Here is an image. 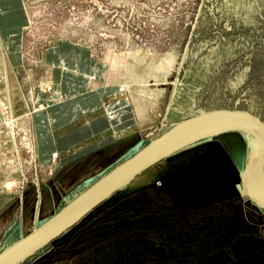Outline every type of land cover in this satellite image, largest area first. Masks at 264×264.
<instances>
[{"label":"rangeland","instance_id":"obj_1","mask_svg":"<svg viewBox=\"0 0 264 264\" xmlns=\"http://www.w3.org/2000/svg\"><path fill=\"white\" fill-rule=\"evenodd\" d=\"M25 3L0 39V254L175 127L264 124V0ZM253 143L188 144L17 264H264V209L243 193Z\"/></svg>","mask_w":264,"mask_h":264},{"label":"bare ground","instance_id":"obj_2","mask_svg":"<svg viewBox=\"0 0 264 264\" xmlns=\"http://www.w3.org/2000/svg\"><path fill=\"white\" fill-rule=\"evenodd\" d=\"M210 114H202L198 120H190L192 122L188 121L189 124L175 127L165 138L153 143L134 160L116 169L109 177L100 182L96 189L94 187L93 191L90 190L92 191H89L90 194L87 192L44 228L4 250L0 254V264H17L27 258L29 254L63 233L99 200L107 197L122 184L132 181L135 174L148 163L152 165L192 142L225 131L242 130L254 139L249 165L243 181V193L250 192L257 202L264 205L263 161L259 165L264 156V131L259 122L235 113Z\"/></svg>","mask_w":264,"mask_h":264},{"label":"crops","instance_id":"obj_3","mask_svg":"<svg viewBox=\"0 0 264 264\" xmlns=\"http://www.w3.org/2000/svg\"><path fill=\"white\" fill-rule=\"evenodd\" d=\"M25 1L26 0H0V39L9 37L7 33H4V29L8 28L10 23L19 24L24 22L25 13L28 15L27 3H25ZM16 28V30H19L18 27ZM22 29H24V26H22ZM54 53H56V51ZM7 54H10L15 64L20 63V56L22 55L20 49L8 50Z\"/></svg>","mask_w":264,"mask_h":264},{"label":"water","instance_id":"obj_4","mask_svg":"<svg viewBox=\"0 0 264 264\" xmlns=\"http://www.w3.org/2000/svg\"><path fill=\"white\" fill-rule=\"evenodd\" d=\"M259 122V125L261 126V128H262V130L264 131V124L263 123H261L260 121H258ZM262 161H264V156H263V158L261 159V161H260V163H259V165L261 164V162ZM151 166V163H148L146 166H144L141 170H139V172H137V174H135V176H134V178L137 176V175H139L141 172H143V171H145L146 169H148L149 167ZM131 181V180H130ZM130 181H128V182H126V183H124L122 186H120V187H118V188H116V189H114L109 195H111L112 193H114L115 191H117V190H119V189H121L122 187H124V186H126ZM238 188L240 189V187L238 186ZM245 194L254 202V203H256L260 208H262V209H264V205H262V204H260L259 202H257L254 198H253V196L251 195V193L250 192H247V191H245ZM108 195V196H109ZM106 198V197H105ZM105 198H103V199H101V200H99L96 204H99L100 202H102ZM95 204V205H96ZM93 207V206H92ZM91 207V208H92ZM90 208V209H91ZM67 208H65L63 211H61V212H64L65 210H66ZM89 209V210H90ZM88 210V211H89ZM87 211V212H88ZM60 212V213H61ZM87 212H85L81 217H83ZM59 213V214H60ZM80 217V218H81ZM79 218V219H80ZM79 219H77L76 220V222L79 220ZM73 225V224H72ZM71 225V226H72ZM70 227V226H69ZM68 227V228H69ZM59 236V235H58ZM57 237V236H56Z\"/></svg>","mask_w":264,"mask_h":264}]
</instances>
